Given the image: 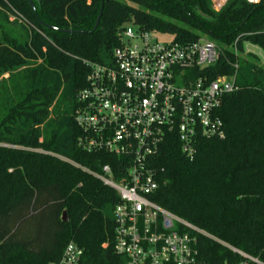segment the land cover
Listing matches in <instances>:
<instances>
[{"label":"trees","instance_id":"trees-1","mask_svg":"<svg viewBox=\"0 0 264 264\" xmlns=\"http://www.w3.org/2000/svg\"><path fill=\"white\" fill-rule=\"evenodd\" d=\"M33 1L35 11L26 0H0V264H53L70 242L84 264H122L117 193L59 157L93 171L110 164L119 175L122 159L78 147L74 113L85 63L109 57L130 25L180 43L205 36L223 49L206 73L235 78L237 91L218 112L225 136L199 139L192 159L168 137L154 164L153 199L209 235L193 233L203 263L240 264L235 249L264 264V63L246 49L264 58V0L220 12L211 0H103L95 32L102 0Z\"/></svg>","mask_w":264,"mask_h":264},{"label":"built area","instance_id":"built-area-1","mask_svg":"<svg viewBox=\"0 0 264 264\" xmlns=\"http://www.w3.org/2000/svg\"><path fill=\"white\" fill-rule=\"evenodd\" d=\"M259 6L263 0H211L216 12L230 2ZM157 33L125 27L120 46L109 61L86 62V88L77 93L74 122L81 132L78 147L88 154L104 153L123 160L116 176L105 164L99 171L76 168L113 189L114 251L122 264H205L199 258L193 233L209 236L158 205L156 157L168 137L181 143L194 158L201 138H224L218 112L226 95L237 91L235 78L211 80L207 70L223 55L215 42H160ZM138 41L140 43H138ZM244 258L258 259L235 249ZM53 264H84V252L74 242Z\"/></svg>","mask_w":264,"mask_h":264},{"label":"water","instance_id":"water-1","mask_svg":"<svg viewBox=\"0 0 264 264\" xmlns=\"http://www.w3.org/2000/svg\"><path fill=\"white\" fill-rule=\"evenodd\" d=\"M26 1L29 4V6L31 7V9L35 11L34 1L33 0H26ZM102 12H103V0H102V9H101V11L99 13V16L97 18V21L95 23V26H94L92 32H95L98 29V27L100 25V22H101V18H102ZM202 15H203L204 18H208V16H206L204 14H202ZM44 26H46V25H44ZM46 27L48 29H50V30L57 31V32H61V33H64V34H69V35L80 33L79 31L72 30V29H57V28H54V27H51V26H46ZM62 220L63 221H66L67 220V214H66V212L63 213Z\"/></svg>","mask_w":264,"mask_h":264},{"label":"rangeland","instance_id":"rangeland-1","mask_svg":"<svg viewBox=\"0 0 264 264\" xmlns=\"http://www.w3.org/2000/svg\"><path fill=\"white\" fill-rule=\"evenodd\" d=\"M160 42H169V41H171L172 40V37L170 36V35H158V38H157ZM202 39H205V40H209L207 37H202ZM210 41V40H209ZM138 43H140L139 41H138ZM219 45V44H218ZM247 52H252V53H255V54H257L260 58H261V60H262V62L264 63V58H263V55H262V52H261V50L258 48V47H256V46H253V45H250V46H247ZM106 54V53H105ZM104 53H102V58H103V60H105V61H109V57H107L106 55H105Z\"/></svg>","mask_w":264,"mask_h":264},{"label":"crops","instance_id":"crops-1","mask_svg":"<svg viewBox=\"0 0 264 264\" xmlns=\"http://www.w3.org/2000/svg\"><path fill=\"white\" fill-rule=\"evenodd\" d=\"M247 46H250V45H247Z\"/></svg>","mask_w":264,"mask_h":264}]
</instances>
